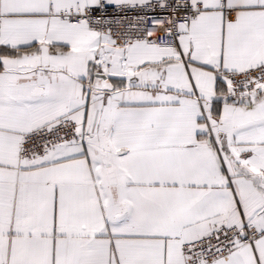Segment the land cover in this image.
Returning <instances> with one entry per match:
<instances>
[{"label":"snow or ice","instance_id":"6c2138e0","mask_svg":"<svg viewBox=\"0 0 264 264\" xmlns=\"http://www.w3.org/2000/svg\"><path fill=\"white\" fill-rule=\"evenodd\" d=\"M0 264H264V0H0Z\"/></svg>","mask_w":264,"mask_h":264}]
</instances>
